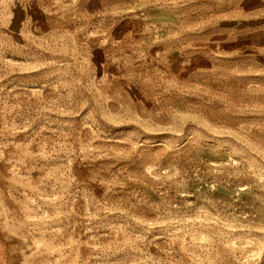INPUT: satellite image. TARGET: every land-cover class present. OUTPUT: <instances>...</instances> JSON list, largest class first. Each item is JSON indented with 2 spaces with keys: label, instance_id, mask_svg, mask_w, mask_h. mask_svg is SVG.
<instances>
[{
  "label": "rangeland",
  "instance_id": "obj_1",
  "mask_svg": "<svg viewBox=\"0 0 264 264\" xmlns=\"http://www.w3.org/2000/svg\"><path fill=\"white\" fill-rule=\"evenodd\" d=\"M0 264H264V0H0Z\"/></svg>",
  "mask_w": 264,
  "mask_h": 264
}]
</instances>
